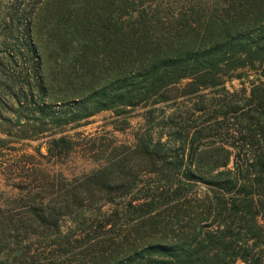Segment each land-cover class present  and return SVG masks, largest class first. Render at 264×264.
Masks as SVG:
<instances>
[{"label":"trees","instance_id":"obj_1","mask_svg":"<svg viewBox=\"0 0 264 264\" xmlns=\"http://www.w3.org/2000/svg\"><path fill=\"white\" fill-rule=\"evenodd\" d=\"M136 109L87 173L36 163ZM40 140L3 169L0 264H264V0H0V151Z\"/></svg>","mask_w":264,"mask_h":264},{"label":"rangeland","instance_id":"obj_2","mask_svg":"<svg viewBox=\"0 0 264 264\" xmlns=\"http://www.w3.org/2000/svg\"><path fill=\"white\" fill-rule=\"evenodd\" d=\"M226 88L233 92L237 91L240 86L237 81L231 80L226 82ZM187 103L182 104L185 106ZM169 112V111H167ZM145 111L136 109L128 115L127 118H115L110 112H102L90 118L86 124L69 128L67 135L76 141L77 147L63 161L47 162L44 159L36 157V163L47 168L52 173H59L67 179L77 177L87 173L95 167V163L88 152L89 139H112L117 144H132L134 134L144 124L143 115ZM127 124H124V123ZM45 140L23 142L17 147L19 150L15 153L0 151V193L6 194L10 190L12 175L10 172H4L3 169L10 164L21 160L23 154H34V149L40 145V151L45 153Z\"/></svg>","mask_w":264,"mask_h":264}]
</instances>
